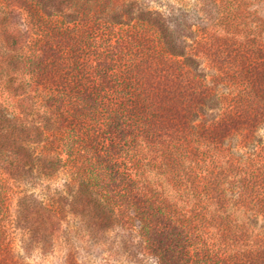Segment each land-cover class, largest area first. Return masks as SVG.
I'll return each mask as SVG.
<instances>
[{
	"label": "trees",
	"instance_id": "1",
	"mask_svg": "<svg viewBox=\"0 0 264 264\" xmlns=\"http://www.w3.org/2000/svg\"><path fill=\"white\" fill-rule=\"evenodd\" d=\"M5 1L0 264L46 254L63 223L110 258L132 264H210L214 256L219 263L223 253L224 263L250 256V264H264V236L250 245L222 238L224 230L248 238V229L230 220L221 197L198 209L206 191L196 192L188 175L184 186L181 180L194 142L196 151L213 154L222 150L223 135L245 127L238 119L251 127L264 119L260 96L237 114L204 113L229 95L212 94L218 79L209 85L192 70L188 36L174 37L162 11L144 8L137 22L118 28L123 11L71 13L68 0ZM10 5L31 12L34 36L11 18L18 7ZM216 23L220 33L224 26ZM124 54L128 63L121 64ZM217 217L225 219L211 222ZM210 225L221 231L215 246L207 241Z\"/></svg>",
	"mask_w": 264,
	"mask_h": 264
},
{
	"label": "rangeland",
	"instance_id": "2",
	"mask_svg": "<svg viewBox=\"0 0 264 264\" xmlns=\"http://www.w3.org/2000/svg\"><path fill=\"white\" fill-rule=\"evenodd\" d=\"M5 2L0 0V4L4 6H6ZM17 4L20 6L18 2ZM18 6L10 5L7 9ZM66 7L67 12L71 13L94 10L100 12L103 8L109 15L112 12L120 14L123 11L119 17L122 21L115 24L118 28L122 26L125 28L127 23L137 22L139 11L142 9L152 8L162 11L174 37L188 36L185 47L187 54H195L196 59V61L192 60L195 65L192 66V70L201 71L199 73L209 85L218 79L217 87L215 91H211L212 94L225 92L229 95L225 105H220L214 111L207 108L208 111L205 110L204 113L213 112L220 115L224 111L232 110L237 114L245 105L252 106L250 101L256 99L257 95L261 98L259 104L264 108V0H68ZM24 8L21 6L15 9L16 12L11 14V18L21 23L20 28L23 32L27 31L34 36L37 27L32 28L27 23L30 20L28 14L31 12ZM124 9L129 11L124 12ZM134 9L136 11L133 17L125 16ZM39 11H42L41 8ZM216 21H221L224 26L220 33H216ZM190 28L194 32H190ZM195 40L199 41L198 45ZM2 48L3 46L0 45V51ZM135 49L137 47H134ZM127 58L128 54H124L120 63H128ZM244 97L246 102L241 105ZM237 121L238 126L241 124L245 127L238 132L223 135L221 145L225 148L221 147L222 150L216 153L204 154L202 149L196 151L201 147L194 142L193 146L196 150L188 152L189 163H185L184 169L187 174L182 172L181 180L184 186L188 175L194 180L196 192L202 194L206 191L205 196L200 200L197 199L198 209L206 205V199L212 202L221 197V200L227 201L223 203L227 204L226 212L230 213L228 214L230 220L241 225L242 230L248 229V238H244L242 234L237 236L230 234L227 230L223 231L225 236L222 238L227 236L239 243H247L250 239L264 236V119L259 120L254 127L247 125L244 119ZM228 147L231 148V154ZM254 147L255 150L252 149ZM188 164L191 168H188ZM246 195L247 197L243 198ZM192 202H189L187 209ZM247 202L251 203L247 204ZM222 219L225 218L217 217L216 221L213 218L211 222L221 224ZM215 226L221 227V225ZM206 229L208 236L211 237L207 238V241L211 246H215L214 241L220 238L221 231L218 232L211 225ZM234 229L236 231V226ZM222 255H218L219 263L214 256L209 261L210 264H223L226 253ZM230 258L224 264H250L252 259L250 256ZM17 259L21 262L23 256H18ZM262 261L264 263V259ZM23 262L25 264H132L118 258H110L90 240L78 236L73 226L66 223H63L56 232L54 246L49 252L44 255L33 252L25 256ZM1 264H12V258H7Z\"/></svg>",
	"mask_w": 264,
	"mask_h": 264
}]
</instances>
